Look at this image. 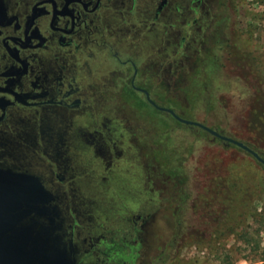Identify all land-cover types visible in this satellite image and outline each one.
<instances>
[{
  "label": "rangeland",
  "instance_id": "1",
  "mask_svg": "<svg viewBox=\"0 0 264 264\" xmlns=\"http://www.w3.org/2000/svg\"><path fill=\"white\" fill-rule=\"evenodd\" d=\"M213 19L204 31L195 25L193 38L176 49V39L161 53L154 41L146 42L145 64L150 56L162 55L163 74L147 65L143 76L160 105L264 155V146L252 141L247 130L254 96L263 94L264 102V0H225ZM232 41L240 56L236 62L231 54L226 58ZM140 99L114 96L98 107V116L111 128V159L89 147L70 152L79 173L74 186L77 241L81 250L89 249L88 261L222 264V250L228 249L235 264H255L250 249L222 231L227 234L233 225L241 229L264 208V166L239 147L143 106ZM77 121L88 126L90 116ZM222 191L229 197L224 203ZM222 213H229L224 222ZM136 214L150 215L152 227L141 241L132 242L129 218ZM105 241L116 250L94 255Z\"/></svg>",
  "mask_w": 264,
  "mask_h": 264
},
{
  "label": "flooded vegetation",
  "instance_id": "2",
  "mask_svg": "<svg viewBox=\"0 0 264 264\" xmlns=\"http://www.w3.org/2000/svg\"><path fill=\"white\" fill-rule=\"evenodd\" d=\"M224 1L0 0V168L36 178L52 196L66 237L78 247L77 264L94 263L77 241L79 173L71 165V150L89 147L111 159V128L98 116V107L114 96L124 99L130 89L147 101L138 88L157 102L143 74L148 65L162 75L163 57L152 55L145 64L144 44L154 41L157 53L173 39L175 49L181 47L193 38L195 25L203 31L211 25ZM227 47L226 58L231 54L238 61L236 42ZM222 67L227 69L225 63ZM87 114L90 123L83 126L77 118ZM146 216L129 218L132 242L149 233L152 220ZM86 240L92 248V239ZM113 250L115 244L105 241L93 254L108 256Z\"/></svg>",
  "mask_w": 264,
  "mask_h": 264
},
{
  "label": "water",
  "instance_id": "3",
  "mask_svg": "<svg viewBox=\"0 0 264 264\" xmlns=\"http://www.w3.org/2000/svg\"><path fill=\"white\" fill-rule=\"evenodd\" d=\"M138 89L157 110L236 145L264 166V157L244 142L187 119L172 108L158 104L148 90ZM32 178L0 168V264H77L78 247L66 237L62 213L52 204V196Z\"/></svg>",
  "mask_w": 264,
  "mask_h": 264
},
{
  "label": "trees",
  "instance_id": "4",
  "mask_svg": "<svg viewBox=\"0 0 264 264\" xmlns=\"http://www.w3.org/2000/svg\"><path fill=\"white\" fill-rule=\"evenodd\" d=\"M130 90L132 93L131 96H134L136 94V92L133 89H130ZM254 99L256 100L257 104L254 105L253 111L248 116L247 130H248L250 139L252 141H254L255 143H258V144L260 143L261 145L264 146V121H263V118H264V104L263 103L264 102H263V94L260 93L258 95H255ZM140 104L143 106H146V107L147 106L153 107L152 105H150L148 103V101L142 100V99H140ZM154 110L156 112H161V113L167 114L165 112L157 110L156 108H154ZM169 116H171V115H169ZM206 133H208V132H206ZM222 142L226 145L227 144L232 145L231 143L223 141V140H222ZM244 143L247 144L248 146H250L252 149L257 151L260 155H262L264 157V155L260 151H258L254 146H252L251 144L246 143V142H244ZM241 150L244 151L243 149H241ZM244 152L247 153L248 155L252 156L248 152H246V151H244ZM258 163L260 165H262L260 162H258ZM228 198H229L228 195L226 193H223V191H222V203L226 202ZM244 214L245 213H240L239 215L241 217ZM228 216H229V213H222V221L224 222V220L227 219ZM250 216H251V220H252L251 223H248V225L243 226L239 230H236V228H235L236 225H233L232 227H230L227 234L222 231V236L223 235H225V236L226 235H234L240 243H242L244 246H246L250 249V252L252 254L251 258L249 259L250 261H252L255 264H264V208H262L261 211H256L255 213H252ZM235 260L236 259H233V256L228 249L222 250V264H235V262H236Z\"/></svg>",
  "mask_w": 264,
  "mask_h": 264
}]
</instances>
